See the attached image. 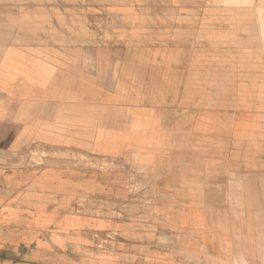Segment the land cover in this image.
Wrapping results in <instances>:
<instances>
[{
	"label": "crops",
	"instance_id": "0c3cea01",
	"mask_svg": "<svg viewBox=\"0 0 264 264\" xmlns=\"http://www.w3.org/2000/svg\"><path fill=\"white\" fill-rule=\"evenodd\" d=\"M201 6L0 0V264L251 257L226 195L264 161V57Z\"/></svg>",
	"mask_w": 264,
	"mask_h": 264
},
{
	"label": "rangeland",
	"instance_id": "374dc122",
	"mask_svg": "<svg viewBox=\"0 0 264 264\" xmlns=\"http://www.w3.org/2000/svg\"><path fill=\"white\" fill-rule=\"evenodd\" d=\"M17 1V0H16ZM30 4L43 3L50 11L58 12L67 10L68 6H82L93 11H110L119 3L126 0H23ZM203 7L205 26L221 25L228 37L247 34L251 38L247 40L262 52L264 57V0H199ZM149 2H145L148 4ZM164 2L159 4L162 5ZM115 5V6H114ZM209 16V17H207ZM233 35V36H232ZM261 155L264 157V145L261 147ZM255 161L251 171L242 172L244 178L238 177L237 183L231 185L233 192L228 194L230 200L235 198L236 216L242 217L246 197L247 228L251 239V257L237 258L236 264H264V161ZM250 170V169H248ZM228 174L230 177L235 176ZM245 180V181H244Z\"/></svg>",
	"mask_w": 264,
	"mask_h": 264
},
{
	"label": "bare ground",
	"instance_id": "6f19581e",
	"mask_svg": "<svg viewBox=\"0 0 264 264\" xmlns=\"http://www.w3.org/2000/svg\"><path fill=\"white\" fill-rule=\"evenodd\" d=\"M151 132V131H150ZM142 136V135H141ZM138 137V136H137ZM144 142V141H143ZM63 188V187H62ZM65 189V188H64Z\"/></svg>",
	"mask_w": 264,
	"mask_h": 264
}]
</instances>
